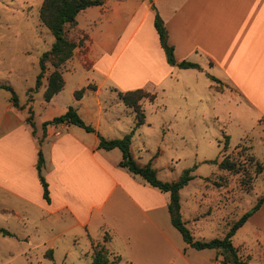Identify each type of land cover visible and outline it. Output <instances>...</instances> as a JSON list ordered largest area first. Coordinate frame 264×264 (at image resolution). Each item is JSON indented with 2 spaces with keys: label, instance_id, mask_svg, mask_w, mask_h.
I'll use <instances>...</instances> for the list:
<instances>
[{
  "label": "crops",
  "instance_id": "crops-1",
  "mask_svg": "<svg viewBox=\"0 0 264 264\" xmlns=\"http://www.w3.org/2000/svg\"><path fill=\"white\" fill-rule=\"evenodd\" d=\"M175 2L172 14L164 20L169 42L179 62L192 61L201 68L184 69L168 62L149 0L143 1V12L128 9L129 21H123L118 13L116 25L122 34L110 53L103 50L101 57H88V66L82 62L91 74L83 97L73 96L71 102L95 132L67 123L50 124L44 129L43 123L54 117L44 118L40 125L33 117V128L27 121L25 107H15L8 98L0 101V212L11 213L20 220L39 216L59 229L55 236L77 237L85 233L91 242L102 240V245L127 263L196 264L186 249L190 245L183 242L181 232L172 224L170 194L121 167L122 151L101 149L99 134L117 138L128 133L120 128L132 108L124 103L119 92L141 88L145 83L160 87L169 77L180 81L188 75L196 80L208 78L209 88L218 93L221 92L209 75L230 86L233 93L229 95L235 96L246 112L255 115L257 126L264 130V0ZM148 20L147 30H142ZM89 36L90 54L95 37ZM133 50H143L144 54L146 79L141 84H133L136 76L130 75L133 72L126 62ZM74 57L64 69L72 65ZM122 58L127 65L120 71L117 65ZM102 61L108 64L103 65ZM96 73L101 75V83L93 78ZM90 84L96 89L89 88ZM62 92L47 105H54ZM40 150L45 158L43 175L49 185L50 201L44 197L37 170ZM251 220L256 227L254 240L264 245V204L247 222ZM74 229L83 233L74 234ZM106 235L109 239L103 240ZM236 247L242 257L241 245ZM210 260H205L206 264Z\"/></svg>",
  "mask_w": 264,
  "mask_h": 264
},
{
  "label": "rangeland",
  "instance_id": "rangeland-1",
  "mask_svg": "<svg viewBox=\"0 0 264 264\" xmlns=\"http://www.w3.org/2000/svg\"><path fill=\"white\" fill-rule=\"evenodd\" d=\"M143 1L107 0L103 5L89 7L78 14L77 26L71 35L78 38L80 32L87 31L95 37V44L90 54L91 42L86 50L79 49L67 70L63 65L66 85L54 105L48 106L44 93L53 70L50 64L42 85L36 86L41 72L40 59L52 48L56 38L40 20L43 0H0V85L14 88L19 108L25 107V113L34 117L39 125L46 117L62 115L65 106L72 105L74 91L83 88L91 74L82 62L88 66V57L92 60L101 57L103 50L110 53L123 32L117 28L116 15L119 13L123 21H129L128 9L143 12ZM152 1V14L155 16L158 12L164 20L172 14V6L177 2ZM148 26L149 20L142 30H147ZM109 44L112 45L106 48ZM142 51L133 50V54L129 52L125 57L133 72L130 75L136 76L133 84H141L146 79ZM125 58L117 65V70L122 71L127 65ZM105 63L108 61H102L103 65ZM93 78L99 83L102 81L99 73ZM209 83L208 78L196 80L193 75L180 81L169 77L160 87L145 83L141 88L155 92L157 97L155 101H143L146 122L136 128L131 145L135 158L140 163L152 162L163 181H175L185 169L196 166L194 178L181 189L182 219L196 240L223 238L228 229L264 196V172L253 180V188L248 190L242 172L220 169L209 162L214 159L220 162L225 156H238L243 152L242 160L250 171H255L256 167L248 160L250 152L264 163V130L257 126L255 115L246 112L235 96L229 95L233 93L230 86L215 83V88L221 92L218 93L209 88ZM11 95L9 90L0 88V101L11 99ZM125 117L126 124L120 129L130 132L136 127L134 110ZM228 136L230 146L221 151ZM249 147L250 150H246ZM32 216L20 220L11 213L0 212V228L12 233L4 235L0 231V264H92V242L85 233L74 229V234L80 232L83 236H55L58 228L39 216ZM255 230L251 220L233 237L234 245H241L246 264H264V245L254 240ZM50 248L54 249L53 258ZM186 249L196 264H206L210 258L208 264L222 260L217 257V249L197 250L187 245ZM116 256H111L116 259L115 264H129L117 260Z\"/></svg>",
  "mask_w": 264,
  "mask_h": 264
},
{
  "label": "trees",
  "instance_id": "trees-1",
  "mask_svg": "<svg viewBox=\"0 0 264 264\" xmlns=\"http://www.w3.org/2000/svg\"><path fill=\"white\" fill-rule=\"evenodd\" d=\"M106 0H43L40 7V20L43 25L50 29L55 35V42L52 48L45 52L40 59L41 72L37 79V86L42 85V79L47 71L48 65L53 67L52 72L48 77V84L44 93L46 101H50L56 94L60 93L65 85V79L62 73V67L65 65L75 53L83 48L86 50L88 44L91 42L90 36L87 32H80V37L72 36V30L77 26L78 14L92 6L103 5ZM152 4L153 1L149 0ZM153 7V6H151ZM155 28L159 34L161 45L164 48L167 60L171 65H177L180 68L200 69L198 63L183 60L178 61L175 56V48L169 42V30L164 19L156 12L155 15ZM81 31H84L81 29ZM215 83H223L220 79L213 75H209ZM0 88L7 89L11 92V102L15 107H20L19 98L14 88L8 84H1ZM89 88L96 89L95 85L90 84ZM86 88L83 87L74 92L76 99H81L84 95ZM120 97L124 103L131 107L136 115V127L122 137L106 138L99 134L101 149L112 150L119 148L122 151V159L119 162L121 167L127 168L134 175L141 176L148 184L160 189L163 192L170 194L169 212L171 215L172 224L181 232L183 239L190 246L197 250L204 249H217L219 255L222 256V264H246V262L239 255V248L233 243V237L236 232L262 207L264 204V196L260 197L256 205L247 211L239 220H237L227 231L223 238H216L212 240H196L191 230L186 226L182 219L181 213V189L187 186L194 178L193 172L196 166L187 168L183 171L181 176L175 181H163L158 177V171L153 166L152 162L140 163L132 152V139L135 134L136 128L146 122V114L143 108V101H155L157 94L155 92L146 90L144 88H137L125 92H119ZM27 121L35 127L33 118L29 116ZM74 124L78 125L89 132H95V128L88 125L80 116L77 108L70 105L68 110L59 116L43 123L44 129L50 124ZM42 144V140L39 141ZM230 146V137L226 138L224 146L221 151H226ZM244 150V148H243ZM246 150H250L246 148ZM243 152L238 156H225L220 162L217 159L210 160L209 162L217 164L220 169L228 170L235 173L242 172L244 174L243 182L248 186V190L253 188V180L264 172V163L258 160L252 153H248V160L256 167L255 171H250L246 166V161L242 160ZM45 165V158L42 150L39 152L37 170L40 181L44 188V197L50 201L49 185L43 175V168ZM4 235H12V233L4 228H0ZM105 240L109 236H105ZM93 262L92 264H115L116 259L104 245L99 242H92ZM51 258H53V250H49ZM219 255L217 257H219ZM117 260H122L120 256H116ZM132 264V263H129Z\"/></svg>",
  "mask_w": 264,
  "mask_h": 264
}]
</instances>
